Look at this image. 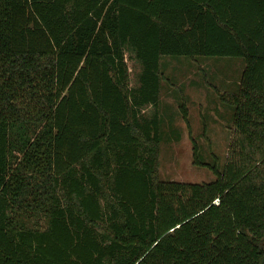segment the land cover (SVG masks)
<instances>
[{
    "label": "trees",
    "instance_id": "trees-1",
    "mask_svg": "<svg viewBox=\"0 0 264 264\" xmlns=\"http://www.w3.org/2000/svg\"><path fill=\"white\" fill-rule=\"evenodd\" d=\"M164 58L243 61L210 183L158 178ZM0 264H264V0H0Z\"/></svg>",
    "mask_w": 264,
    "mask_h": 264
},
{
    "label": "rangeland",
    "instance_id": "rangeland-1",
    "mask_svg": "<svg viewBox=\"0 0 264 264\" xmlns=\"http://www.w3.org/2000/svg\"><path fill=\"white\" fill-rule=\"evenodd\" d=\"M129 87H137L139 64L130 52L125 54ZM243 68L237 58H211L189 61L164 58L161 70L167 81L162 83L160 117L162 141L158 157V178L163 182L202 184L214 181L207 169L192 165V143L197 144L204 164L215 162L220 168L225 160L231 135V110L221 104L217 94L234 93ZM186 98L189 130L178 112L175 94ZM143 116H152L146 107Z\"/></svg>",
    "mask_w": 264,
    "mask_h": 264
},
{
    "label": "crops",
    "instance_id": "crops-1",
    "mask_svg": "<svg viewBox=\"0 0 264 264\" xmlns=\"http://www.w3.org/2000/svg\"><path fill=\"white\" fill-rule=\"evenodd\" d=\"M160 103H161V100H160Z\"/></svg>",
    "mask_w": 264,
    "mask_h": 264
}]
</instances>
